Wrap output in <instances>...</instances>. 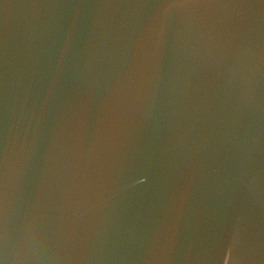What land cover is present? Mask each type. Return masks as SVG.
<instances>
[{"label": "water", "instance_id": "water-1", "mask_svg": "<svg viewBox=\"0 0 264 264\" xmlns=\"http://www.w3.org/2000/svg\"><path fill=\"white\" fill-rule=\"evenodd\" d=\"M0 264H264V0H0Z\"/></svg>", "mask_w": 264, "mask_h": 264}]
</instances>
